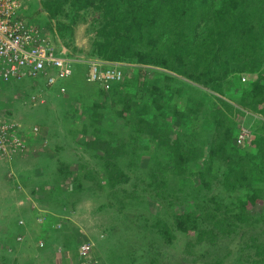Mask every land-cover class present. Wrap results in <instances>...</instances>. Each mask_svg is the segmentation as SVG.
Wrapping results in <instances>:
<instances>
[{
  "label": "rangeland",
  "instance_id": "1",
  "mask_svg": "<svg viewBox=\"0 0 264 264\" xmlns=\"http://www.w3.org/2000/svg\"><path fill=\"white\" fill-rule=\"evenodd\" d=\"M32 1L34 8L31 7L26 16L30 17L32 23L41 26L53 47L62 54L96 59L93 52L97 44L103 43L100 41L99 29L105 25L106 20L113 26L119 22L131 23L137 25L138 29L142 28V32L149 31L153 43H159V52H155L157 56L165 59L167 64L176 70H180L184 76L185 73L194 72V65H198L200 70L209 65L211 70L216 68V64H221L218 34L221 37L224 28L229 24L254 22L260 30L259 23H264V0H198L196 4L192 0H51L54 4L62 5V10L55 16L43 8V0ZM121 31L115 28L111 38L115 37L116 42L122 39L119 35ZM160 37H163V40H160ZM259 37L257 36L256 42L246 40L242 43L249 47L246 56L254 60L253 68H248V71L244 69L245 72L240 73L242 71L239 69L245 68L248 62L240 65L245 58L240 60L236 57L230 60V73L221 76L222 70L216 72L217 76L223 77L219 84L223 92L218 94L226 101L212 96L213 91L209 86L203 85L206 91L202 84L194 81L201 89L188 83L176 84L170 75L171 72L160 69L158 77L151 76L149 85L150 88H157L160 93L154 92L150 95L147 92L150 99L146 98L145 91L138 89V93H134L135 88L127 87L126 84L120 87L122 89L114 90L115 92L103 93L96 89L94 84L87 87V84L81 81V76L80 86L74 92L78 86L75 82L78 75L74 74L69 82L70 93L68 92L72 98L61 100L51 95L45 107L38 106L27 110L20 107L19 111L24 115L26 123L42 124L43 127L50 128L48 131L51 133L49 137L52 138V150H57L58 139L62 141V164L70 162L76 170V178L80 177L79 170L84 172L81 165L89 166V172H86L89 180L84 176L86 185L80 179L78 182L66 179L62 181V200L69 202L72 198L68 189L77 188L81 183L84 188L87 187L86 192H82L84 203H77V213L73 217L75 226L80 231L79 236L87 241L92 234H108L111 232V219L114 222L124 221L129 225L124 230L130 233L133 228L138 230L136 240L130 237L125 241V245L121 238L113 237L111 242L105 240L93 245L96 252L101 251L100 246L106 248L107 242L115 245L116 249L125 250V255H128L126 253L129 248L131 260L138 261L136 264H152L151 261L155 258L154 264H189L192 256L189 257L185 253V248L187 242L197 244L200 230L204 231V235L202 242L197 244L199 253L210 254L212 250H219L222 246L225 247V244H230L227 249L231 250V255H227V251L221 252V256L224 253L227 256L222 258L224 264H252L243 260L244 254L250 252L245 246L253 243L251 237L257 236L256 234L260 239L264 237V165H253L262 158L256 145V133H259L257 125L264 123V93L258 104H254L257 97L248 95L255 81L264 85V40ZM166 39L169 42L175 41L178 46L163 45ZM230 39L236 41L233 36ZM144 40L139 45L141 51L156 49L155 45L147 47ZM123 46L124 44L121 45ZM168 47L176 50L180 58L172 56ZM128 64H132L135 70L140 66L134 62L125 65ZM200 70L198 72H201ZM172 90L178 91L177 96L172 94ZM191 91H196V97L199 92L204 95L203 102L211 106V109L199 106L198 113L191 112L198 102L193 98ZM75 95L81 100L78 104L77 99H73ZM63 97H67V94ZM60 103L62 112H65L62 116L66 115V119H62V125L59 118H48L53 109L59 113ZM154 103L160 106H155ZM199 111L204 113L200 115ZM190 117L192 123L186 122ZM218 120L222 122L221 125L217 124ZM242 126L249 128L251 135L246 143L237 146L239 152L233 151L236 146L232 142L233 134H237ZM60 127L62 136L59 133ZM227 129L228 134L233 133L231 137H225V156H235V175L239 176L245 170L243 174H246L247 179H241L231 188H226L221 180L224 170L230 169L233 173L232 166L226 168L222 164L221 169L218 164L213 165L216 168L209 175V182H201L194 174V169L204 172L211 162L210 151L216 148V145L211 144L212 138L224 137ZM88 141L100 143L97 146L101 148L89 146ZM121 145L123 146L120 147ZM185 146L192 148L193 155L190 161L185 163L187 165L182 164L184 166L181 165L179 169L177 166L181 163L178 154ZM242 148L249 157L243 154ZM55 151L49 155H55ZM46 153L48 155V152ZM108 163L122 167L127 176L116 188L105 184L112 170L107 166ZM70 167L71 165L66 172L69 173ZM79 191L76 189V192ZM252 192H256L259 197L255 202L250 198ZM238 202L245 205L242 206ZM227 206L234 208L230 211L231 214L232 211H245L249 223L254 224L256 230L253 231L248 223L226 226L236 222L234 219L224 223V219L230 220L229 212L224 209ZM9 207L0 201V215ZM14 208L13 206L11 211L18 220L19 210L15 211ZM192 210L193 215L190 213ZM62 213L67 214L66 211ZM190 217L198 218V228L182 232L183 225L180 223ZM223 227L230 230L228 236L221 234ZM242 235L243 238H240ZM98 239L104 238L99 236ZM32 241L31 237L28 243L32 244ZM2 244L3 240L0 239V264H31L24 263V260L17 257V262L12 263L8 256L13 255L15 258V247ZM29 248L31 252L33 246ZM11 251L13 254H10ZM21 255L18 251V256ZM38 263L37 261L34 264ZM198 264H203V261Z\"/></svg>",
  "mask_w": 264,
  "mask_h": 264
},
{
  "label": "crops",
  "instance_id": "2",
  "mask_svg": "<svg viewBox=\"0 0 264 264\" xmlns=\"http://www.w3.org/2000/svg\"><path fill=\"white\" fill-rule=\"evenodd\" d=\"M79 67L80 73H85V68L80 65ZM170 75H172L176 84L184 85L185 83H188L197 87L193 82L194 79L189 78V76H184L177 71L174 73L171 72ZM80 80L81 79L75 81L78 86L73 90L74 92L79 88ZM81 81L84 82V84H87V87L92 86L84 80ZM95 88L105 93L100 86L95 85ZM182 88L184 89V86ZM198 89H201V87ZM174 91L176 90L171 91L172 94L177 96L178 91H176V93ZM212 94L219 98V100L226 101V99L221 97L218 93L213 92ZM68 97L71 96H67L63 99ZM73 99H77L76 104L81 102L76 95ZM219 103L222 105L221 102ZM59 106V113L53 109L50 111L48 118H59L61 121L60 125H62V119H66V115L62 116V114L65 113L62 112V103H60ZM43 113L44 111L42 114ZM203 113L204 111H199L200 115ZM48 130H50L49 127L44 128L37 138L38 141H32L30 145L36 148L38 152L33 154L30 158L18 162L19 165L15 166V181H13L14 178L11 179V176L4 173L5 169L0 166V201L4 205L11 207H9V209L7 208L6 211L0 215V239L3 240L2 245L15 247V258L13 255H9L8 259L13 263L17 262V257L24 260V263L31 264H34L37 261L41 264H136L138 261L135 259L131 260L128 255H125V250L119 248L116 249L115 245L107 243L111 242L113 237L117 239L121 238L125 245V241L130 237H133L136 240L137 234H139L138 230H134L133 228L132 233L124 230L129 226L124 221L120 222L116 220L114 222L113 219H111V232L108 234H106V232L104 234L101 233L99 236L104 238L102 240H99V236L95 234H92V236L87 239L88 242L84 237L81 235V237L79 236L80 231L76 228L73 217L77 213L75 210L77 203H84L82 192H86L85 188L87 187L85 186L84 188L82 183H86L84 176L88 179L86 172H89V166L86 164L80 166L84 170V172L80 170L78 171L83 174H80L81 176L79 177L82 182L81 186L79 184L77 188L69 189L71 191H69V194L71 195L72 201H63L62 178H66L68 181H75L77 174L75 168L72 167L70 162L62 164L64 160H62V141L60 139H58L59 144H57V150L55 151L51 149L50 143L52 142V138L49 137L51 133ZM59 130V133L62 136V127H60ZM232 133H229L228 135L225 134V136L223 135L224 137L219 139L212 138L211 144L218 145L222 143L225 146V137H231ZM236 135L237 134H233L232 142H235ZM89 143L90 142L88 141L87 144ZM52 151L56 152L55 155H49ZM46 152H48V155ZM39 154L40 156H38ZM45 160H48V162H44ZM67 165H71L70 174L62 175V166L67 167ZM53 171L56 172L54 175L56 180L55 182H49V173ZM21 174V179H23V181L20 179ZM79 179L76 178V182H78ZM18 187L22 188L20 192H18ZM76 189L80 190L79 193L76 192ZM13 206L15 207V211L19 210L18 220L16 219V215L14 218L12 214L13 211H11V209ZM63 211H66L67 214L64 215L62 213ZM67 217H70V219ZM71 218L73 220H71ZM31 237L33 239L32 244L28 243L29 240H31ZM62 240L64 242H62ZM105 240H107L106 248L100 246L101 251L96 252L93 245L95 246L98 242L100 243V241ZM26 244L33 246L31 252H29L30 248ZM83 245L89 247L84 256L80 254ZM22 247L23 249H20ZM18 251L21 252V256H18ZM10 254H13V251H11Z\"/></svg>",
  "mask_w": 264,
  "mask_h": 264
},
{
  "label": "trees",
  "instance_id": "3",
  "mask_svg": "<svg viewBox=\"0 0 264 264\" xmlns=\"http://www.w3.org/2000/svg\"><path fill=\"white\" fill-rule=\"evenodd\" d=\"M192 1L194 4H196V2L198 0H192ZM204 1L205 0H200V2H204ZM42 5H43V8H45V10L50 12V14L52 16H55L58 12H60V9L62 10V5L60 6V4H56V3L54 4L51 2V0H43ZM104 18H105V16H104ZM263 20H264V18H263ZM259 24L261 26L260 30L258 29V26L254 22L253 23H246V24H242V25L229 24V26H226L224 28L223 33H221L222 34L221 37H219V34H218V42L217 43L220 44V50H221L220 56L222 57L221 58V64L220 65H219V63L216 64L215 65L216 68H213L211 70L209 69V65L208 66L205 65L206 70L205 69L200 70V67L198 65H194V72L191 74H186L184 72L185 76H187V77L189 76V78L194 79L193 81L195 83L202 84V86L203 85L209 86L210 90L213 92L222 94L223 91L220 89L219 84H220V81L222 80L223 77L217 76L216 72L218 70H222L221 76H225L226 73H230V71H228V66L230 65V60H234L232 58H236V57H238L240 60L245 58L243 63H241L240 65H244L245 63L248 62V64H245L246 65L245 68L239 69V71H242L240 73L245 72L244 69H246L248 71V68L249 69L253 68V65H254L253 61L254 60L251 59V57L246 56V53H249L248 52L249 47H246L242 43L246 40L255 41L257 39V36H260L259 38L264 40V23L261 22ZM115 28L122 30L121 32H119V35L122 36L123 38L117 42L114 39L115 37L111 38V35H114ZM141 29L142 28L138 29V26L135 24H132V25H131V23L124 24L123 22H119L118 24L113 26V24L109 23V21L106 20L105 25L99 29V34L101 37L100 41H103V43L97 44V48L93 52V54H94L96 59L103 60L106 62L120 63V64H127V63L131 64L132 62H134L135 65H136V63H138V65H140V66H138L136 68V70L133 68V66L132 67L128 66V65L122 66V68H124L126 70L125 80H124L125 83L124 84H126L127 87H134L135 88L134 93H138L139 90L145 91L146 92V98L150 99V97H148V95H147V92H149V94L150 93L154 94V92H156V94L160 93V92H158L157 88H155V87L150 88L149 87V85L151 83V76L156 75L158 77V74L160 73V72H158L159 71L158 69H163V70L169 71V72H175V71H177L179 73H181V72L178 69L176 70L175 67L168 65L167 62L165 61V59H160V57L157 56V54L155 52L156 51L159 52V50L157 48L159 46V43H157V42L153 43L154 40L151 38L152 34L149 33V31L142 32ZM231 36L236 38L235 42H233L230 39ZM228 38H229V40H228ZM142 40L146 41L145 44L147 45V47H148V45H155L156 49L154 50L153 48H151L150 51H147V52L141 51L139 45L141 44ZM160 40H163V37H160ZM165 41H166V43L163 44L165 46H170L172 44L175 46H178V44L175 41L169 42L167 39ZM122 44H124L123 47H121ZM109 48H111V49L109 50ZM168 49L170 51L169 53L172 56L173 55L177 56V59L180 58L178 56V54H176V50L172 49L171 47H168ZM216 58H218V57H216ZM218 59H220V58H218ZM190 62H192V61H190ZM154 68H155V70H154ZM198 70H200L201 72H198ZM246 73L248 74V72H246ZM74 74H77L78 79H79V77H80L79 65L75 66ZM167 77L169 79H171V77H169V76H167ZM155 80H157V78ZM68 82L66 83V87L70 89V85ZM152 83H154V82H152ZM116 89H118V88H114L111 92H113ZM250 89H251V91H249L248 95H250V96L254 95L255 97H257V100L254 102V104L255 103L258 104L262 100V97H263L264 85L260 84L259 81H255L252 84V86L250 87ZM251 92H252V94H251ZM191 93L193 95V98L195 100H198V102L196 104V108L191 112H194V113L197 112L199 106H206L207 108L211 107V106L209 107V106L205 105V103L203 102V100L205 99V96L202 95L200 92H199V95L197 97H196V94H197L196 91H191ZM212 96H214V94H212ZM213 100H215V99H213ZM216 100H217V98H216ZM148 102L150 104L153 103V101H148ZM154 105L160 106V105H157L156 103H154ZM262 112L264 113V109H262ZM177 116L179 117V114H177ZM189 119L190 120L187 119L186 122L190 121L189 123H192L191 117ZM217 124L221 125L222 122L220 120H218ZM260 124H262V125H257V128L259 129L260 134L256 133V135L258 137V139H257L258 144L256 142V145H257L258 150H260V155L262 158L261 159L259 158V160L253 164L257 167H258V165L260 167H262V165H264V163H263L264 162V134H262V132L264 133V123H260ZM33 125L39 126L40 128L43 127L42 124L34 123ZM43 128H47V127H43ZM139 131H141V130L139 129ZM254 131H256V130L254 129ZM225 134L228 135V129L225 131ZM215 139H217V137H215ZM99 144L100 143L93 141V142L89 143V146L101 148L100 146H97ZM234 145H235V142H234ZM122 146L123 145H121L120 147H122ZM187 147H189V146H185V148H182L180 153L178 154L179 162L181 163L180 166H177V168H179V169H181L182 164L187 165L185 163H188L190 161V158L193 155L192 148L191 147L187 148ZM232 150L233 151L236 150L238 152L240 151V149L237 147V145L235 147H233ZM242 152H243V154H245L246 157H249L247 155V152L244 149L242 150ZM225 154H226V148H225L224 144L221 143V144L216 145V148H212L210 151V154H209L210 158H211V162L206 166L204 172H202V170L198 171V170L194 169L195 176L199 177L201 182H204V181L209 182V181H207L209 179V175H211L212 170L216 168L215 166L213 167V165L218 164L219 166H221V169L223 168V166L226 168L232 166V168H233V173L230 169L224 170L225 173L222 176L223 179L221 180V183H223L226 186V188L233 187L234 184L236 182H239L241 179H243V181L247 180L245 178L246 174H243L245 170H243L239 176L235 175L236 172L234 170H236V166H235L236 162H234V160H233V158L235 156L232 155L233 157H231V156L227 157V156H225ZM31 156H33V154H29L26 157L21 158V159L13 160L10 164L3 166V168L5 169L4 173H6L7 175H10L11 172H13L14 176H12L11 179L14 178L13 181H15V179H16L15 171H14L15 166L19 165L18 162L23 161L24 159L30 158ZM222 164H223V166H222ZM184 165H182V166H184ZM107 166L112 168V170L108 174V176L106 178L108 181L105 184L109 185L110 188L111 187L116 188L119 183L122 184L123 181H125L124 178L127 176L125 175V172H123V170L121 169L122 167H118L117 164L108 163ZM254 168H256V167H254ZM221 169H220V171H221ZM66 170H68V165H67V167L62 166V175L70 174V171L68 173V172H66ZM213 172H215V171H213ZM55 174H56L55 171L49 173V182H53V181L55 182V180H56L54 177ZM80 174H82V172H80ZM221 174H222V172H221ZM21 178H22V174L20 175V179ZM205 178H206V180H205ZM64 179H66V178H62V181H64ZM21 180L23 181V179H21ZM75 180H76V178H75ZM18 189H19L18 192H20L22 190L21 187H18ZM209 190H211V189L209 188ZM250 198L254 202L257 199H259L256 192H252V196H250ZM45 200H48V199H45ZM238 204H242V206L245 205V204L239 203V202H238ZM195 205H196V203H195ZM224 209H226L227 212H229L228 216L229 215L232 216V218L229 216L230 220L224 219V223L228 222V221L232 222V220L236 219L235 223H233L232 225L228 224L226 226L230 227V226H237V223H245V224L248 223L247 225L251 226V229H253V231L256 230V227L254 226V224L252 225L249 223V220L247 219V216L244 213L245 211H242V212L238 211L237 213L232 211V214H231L230 211L234 208H230L227 206ZM190 213H191V215H193L194 214L193 210ZM197 219L198 218H191V217L185 218L184 221L182 223H180L181 226L183 225V227H181L182 232H187L190 229H197L199 226V222L197 221ZM188 222H190V223H188ZM228 227L227 228L226 227L221 228V234H223L224 236H228V234H230V230H226V229H228ZM198 232H199V236L197 238L198 239L197 244L199 245L202 242V235H204V231L198 230ZM263 234H264V231H263ZM256 235L257 236L251 237V240L253 243L245 246V248L247 250H250V252L244 254L243 260L248 261V262L250 261L252 264H264V237H263V239H260V238H258V234H256ZM214 237L216 238V236H214ZM240 238H243V235ZM211 239H212V236H211ZM187 243H188V245H186L185 253L189 257L192 256L191 257L192 260L190 258L189 264H198V262H200V261L201 262L203 261V264H224V259H222V258L227 257L225 254L226 251H227V255L232 254L231 250L229 249L230 251H228V249H227L230 244H225V247L222 246V248H219V250L218 249L212 250L209 254V252L199 253L198 252L199 246H197V244H191L189 242H187ZM222 251H225L223 256H221ZM127 254H128L129 258H131L130 249L127 250ZM157 258H158V254H157ZM151 262H152V264L156 263V258L152 259ZM238 264H241V263H238Z\"/></svg>",
  "mask_w": 264,
  "mask_h": 264
},
{
  "label": "built area",
  "instance_id": "4",
  "mask_svg": "<svg viewBox=\"0 0 264 264\" xmlns=\"http://www.w3.org/2000/svg\"><path fill=\"white\" fill-rule=\"evenodd\" d=\"M32 0H0V166L38 151L30 146L37 142L41 128L29 125L19 111L42 106L46 96H60L73 77L75 66L84 63V80L105 90L121 84L120 64L105 61H79L53 47L40 25L26 16ZM25 110V111H26ZM251 131L241 127L237 145L249 140ZM29 138V139H28ZM32 139V140H30ZM34 145V143H33ZM9 176H14L13 172ZM89 249L83 245L80 254Z\"/></svg>",
  "mask_w": 264,
  "mask_h": 264
},
{
  "label": "clouds",
  "instance_id": "5",
  "mask_svg": "<svg viewBox=\"0 0 264 264\" xmlns=\"http://www.w3.org/2000/svg\"><path fill=\"white\" fill-rule=\"evenodd\" d=\"M33 6H34V4H33ZM34 8V7H33ZM67 56H69V55H67ZM71 57H75V58H77V60H79V61H82V62H84V61H90V60H99V59H87V58H83V57H81V56H71ZM99 61H103V60H99ZM106 62V61H105ZM107 63H111V62H107ZM117 64H120V63H117ZM121 66H120V69L122 70V72H123V80H122V82H121V84H118V85H114V86H112V88L110 89V90H105L104 88H102L100 85H98V84H94V85H97V86H100L101 88H102V90L104 91V92H109V93H111V91L114 89V88H119V89H122V88H120L124 83H125V72H126V70L124 69V68H122V66L123 65H125V64H120ZM132 65V64H131ZM131 65H129L128 64V66H131ZM80 66H83L84 68H85V66H84V63H81L80 64ZM133 66V65H132ZM131 66V67H132ZM85 70H86V68H85ZM84 70V71H85ZM158 70H160V69H158ZM81 72H83V71H81ZM169 72V71H168ZM169 74V73H168ZM80 76L82 77V80H84V73H80ZM85 81V80H84ZM86 82V81H85ZM89 84H91V83H89ZM92 85V84H91ZM68 92L70 93V89L69 88H67V90H66V92L64 93V94H67V96H69L68 95ZM64 94H62V95H60V96H54V97H57V98H65V97H63L64 96ZM52 94H48L47 96H46V102H45V104L44 105H42V107H45L46 106V103H47V101L49 100V97L51 96ZM44 111V110H43ZM44 122H45V120H44ZM31 124V123H30ZM29 124V125H30ZM31 125H33V123L31 124ZM243 127V126H242ZM241 128V127H240ZM41 131H42V128H41ZM239 132V131H238ZM238 132H237V134H238ZM237 136V135H236ZM235 144L237 145V143H236V138H235ZM237 146H241V145H237ZM38 152V151H37ZM36 152V153H37ZM33 154H35V152L33 153ZM43 221V220H42ZM19 239V238H18ZM20 240V239H19ZM82 256H84V255H82Z\"/></svg>",
  "mask_w": 264,
  "mask_h": 264
}]
</instances>
